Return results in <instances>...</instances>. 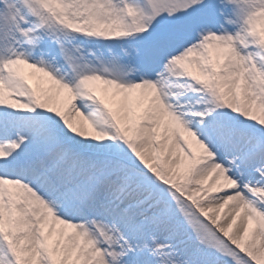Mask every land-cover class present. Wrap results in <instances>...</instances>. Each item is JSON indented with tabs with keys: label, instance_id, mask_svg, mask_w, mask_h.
Returning a JSON list of instances; mask_svg holds the SVG:
<instances>
[{
	"label": "snow or ice",
	"instance_id": "obj_1",
	"mask_svg": "<svg viewBox=\"0 0 264 264\" xmlns=\"http://www.w3.org/2000/svg\"><path fill=\"white\" fill-rule=\"evenodd\" d=\"M0 264H264V0H0Z\"/></svg>",
	"mask_w": 264,
	"mask_h": 264
}]
</instances>
